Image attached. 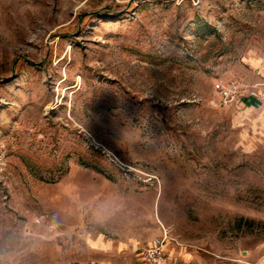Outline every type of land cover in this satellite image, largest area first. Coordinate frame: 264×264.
I'll return each mask as SVG.
<instances>
[{"label": "rangeland", "instance_id": "rangeland-1", "mask_svg": "<svg viewBox=\"0 0 264 264\" xmlns=\"http://www.w3.org/2000/svg\"><path fill=\"white\" fill-rule=\"evenodd\" d=\"M232 79L264 92V0H0V264L164 232L264 261V96Z\"/></svg>", "mask_w": 264, "mask_h": 264}, {"label": "crops", "instance_id": "crops-1", "mask_svg": "<svg viewBox=\"0 0 264 264\" xmlns=\"http://www.w3.org/2000/svg\"><path fill=\"white\" fill-rule=\"evenodd\" d=\"M120 229L127 234H132L134 230L139 231L138 228H132V226H120ZM117 236L118 238L113 239L106 237L103 233H98L86 237L80 251L68 259L65 264H147L140 251V245L142 242H146L147 245L152 243L156 236L151 233L141 236L140 239L125 236V233ZM165 247L167 249V244ZM168 259L170 264H241L237 261L214 262L207 257L179 250L171 251ZM252 264H264V261L260 260Z\"/></svg>", "mask_w": 264, "mask_h": 264}, {"label": "built area", "instance_id": "built-area-1", "mask_svg": "<svg viewBox=\"0 0 264 264\" xmlns=\"http://www.w3.org/2000/svg\"><path fill=\"white\" fill-rule=\"evenodd\" d=\"M213 91L223 106L237 103L244 98L254 99L264 96V92H261L258 87L245 85L235 79L227 82L215 81ZM166 238L167 232H164L154 237L152 243L143 248L142 256L147 264H170L164 248Z\"/></svg>", "mask_w": 264, "mask_h": 264}]
</instances>
